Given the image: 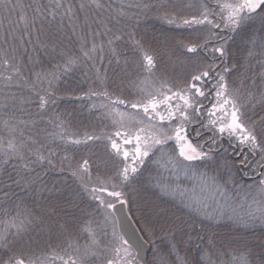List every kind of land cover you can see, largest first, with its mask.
<instances>
[{"label":"snow or ice","instance_id":"obj_1","mask_svg":"<svg viewBox=\"0 0 264 264\" xmlns=\"http://www.w3.org/2000/svg\"><path fill=\"white\" fill-rule=\"evenodd\" d=\"M150 14L190 30L179 45L188 54L181 61L188 68L182 83L169 78L144 35L137 34L140 18ZM254 15L264 26V0H126L115 8L102 0H30L27 4L0 0L3 44L12 42L0 50V190L9 196L15 194L14 186L35 185L41 179L38 169L66 171L95 207L103 210V219L95 227L89 220L81 229L87 233L83 244L79 233L72 231V221L56 220L48 228L50 251L35 257L33 239H25L34 218L28 212L21 219L18 213L0 231V264H173L169 259L173 255L179 264H189L178 250L190 244L200 250L205 264H217L212 257L222 255H231V260L221 264H256L250 259L253 249L246 238L225 241L212 230L224 222L245 227L259 222L264 227V171H257L264 169V115L258 114L259 119L247 116L258 104L264 111V34L248 38L243 57L229 44L231 34ZM73 37L75 50L65 44ZM28 45L33 52L47 50L62 62L53 71H36L38 58L29 55L25 62ZM125 48L133 55H127ZM106 56L107 66L115 64L124 77L135 73L127 81L134 95L124 96L119 85L120 94L108 91ZM77 68L85 69V76L93 72L100 82L99 91L89 88L84 96L103 98L99 108L104 110L101 116L110 121L107 131L81 134L71 131L60 116L49 114L48 105L55 103L57 95L55 82ZM32 104L34 112L28 107ZM195 125L210 133L203 142L193 140V133L202 138ZM225 137L241 151L247 148L253 156L259 153L251 168L262 177L259 200L252 196L248 203L250 193L244 192L241 201L243 185L230 168L222 169L217 163ZM96 142H103L106 154L97 157L99 162L88 155L76 158L81 152L95 155ZM53 145L62 146L64 154L58 155ZM109 163L113 171L102 174ZM251 163L246 155L239 161L243 169ZM149 164L156 166L157 175L147 183L158 190L160 202L146 197L139 203L125 189L149 171ZM161 168L176 180L183 173L190 186L181 189L175 180L161 178ZM46 190L50 193L49 220L69 207L80 208L72 199L78 193L70 185ZM165 197L178 199L179 204L165 207ZM237 205H247L244 215L237 212ZM68 215L75 219L73 213ZM53 235L55 247L51 245ZM259 247V264H264V239ZM149 248L151 261L145 258Z\"/></svg>","mask_w":264,"mask_h":264},{"label":"trees","instance_id":"obj_2","mask_svg":"<svg viewBox=\"0 0 264 264\" xmlns=\"http://www.w3.org/2000/svg\"><path fill=\"white\" fill-rule=\"evenodd\" d=\"M25 4L29 3L30 0H23ZM37 2L47 3V0H37ZM73 3H78L79 0H72ZM102 2L107 6L109 4L112 5L113 8L117 7L122 2H126V0H102ZM83 19V14H81V20ZM67 24V21H65ZM67 30V29H66ZM69 35H71L70 30ZM137 34H143L146 42L151 45L152 49L155 51L158 59V66L164 69L169 78L171 80H176L179 82H183L188 75V68L181 63V61L185 60L186 53L183 52V49L179 46L180 41H186L190 35V30L185 28H177L175 26L169 25L162 20L156 19L153 15L142 16L140 18V24L137 29ZM261 34H264V26L261 24V20L259 17L255 16L253 19L248 20L244 23V25L237 31V33H232V39L229 41L230 47L233 52L237 53L238 56L243 57L244 49L248 47V38L251 36L259 37ZM63 39V37H61ZM11 41H9V45H11ZM65 44L75 50L77 45L75 44V37L72 38L71 41L65 40ZM9 45L3 44V33L0 32V50L8 48ZM125 53L129 56H132L133 53L129 48L124 49ZM25 62H27V57L29 55L33 56V58H38L40 63L35 64L36 71H53L55 69V65L61 63L59 56L49 55L47 50L37 49L35 52L32 50V46L28 45V52L24 53ZM107 56L105 57V65L104 67H108V77L109 79L105 82L108 91L114 94H120L117 85H119L120 89H123L124 96L134 95V89H132L127 81L128 79H134L135 73L132 74L131 77H124L123 73H120L119 67L115 64L112 66H107ZM32 67V65H29ZM115 69V71H113ZM131 71V69H130ZM85 69L77 68L73 70L69 75L62 77L61 80L55 82L57 87V95L54 97L55 103H50L48 105L49 114L60 116L66 124L69 126L71 131H78L83 134L84 132H93L96 134L100 133V130L103 129L107 131L111 125L109 120H105L101 116V112L103 109L99 108L100 103L102 102V97H87L84 96V93L88 92L89 88L95 89L97 91L100 90V82L95 79L94 73L89 71L88 75H84ZM15 91V89H13ZM27 95V91H25ZM77 97H83L82 99H78ZM33 98L35 99L34 95ZM95 103L97 108L93 109L91 106ZM31 111H35V104L28 106ZM264 115V111L261 110L260 105L256 106L254 111H248L247 116L252 117L254 119H259V115ZM24 119H29V117L25 114H20ZM47 119V117H45ZM197 130H200L202 133H208L203 129L196 127ZM49 130H52V127L49 126ZM2 134V133H0ZM27 135V133H26ZM207 135H210L208 133ZM193 137H195L193 133ZM205 137L204 139H207ZM203 140V137L200 141ZM233 145L240 151V146L233 141ZM53 147H56L53 145ZM240 147V148H239ZM225 148L222 152H218L216 155V161L223 169V166H227L231 169L235 178L239 181L240 184L243 185V191L240 195V200L242 201L244 198V192H249L248 203H251L252 196H256L259 200L258 194V181L262 178H254L250 182H243L237 175L235 170V163L229 158L228 155H225ZM56 152L58 155H63L62 146L56 147ZM92 152L95 155L90 153L81 152L77 155V159L79 155H88L89 158L94 162H99L97 157H104L105 150L103 148V142H96L94 145ZM69 155H72L73 152L71 150V146H69ZM245 153L242 152L243 159ZM247 156V155H246ZM240 159V160H241ZM259 159V153L255 156V161ZM239 160V161H240ZM254 161V164H255ZM215 166V165H214ZM149 171H145L142 177H138L137 180L132 182V184L126 187V191L129 194V197H135V200L139 203H142L143 199L148 197L151 199H156L159 201L158 190L152 188L148 185L147 181L149 177H156L157 169L155 165H147ZM253 165L251 166V168ZM247 176H253L251 174V169H249ZM41 179L31 187H15V194H9V196H4L3 191L0 190V231H2L5 227H7L8 221H11L13 218L20 213V218H24L28 212L31 213V216L34 218L33 223L28 225V232L25 234V239L31 237L34 241L31 245V251L35 256H43L45 253L50 251L49 248V232L48 228L50 225H53L56 220H69L72 221L75 225L72 231L77 232L80 235V243H85V238L87 236L86 232H82L81 229L87 225L89 220H93V227H95V222L103 219L102 217V209H97L95 207V202L91 201L86 193H83L79 185L73 180V178L68 174V172H58L56 170H40ZM103 172H111L113 171V165L109 163L105 168H102ZM162 173V177L165 180H175L176 178L173 174H170L168 171H165L163 168L159 169ZM264 171V170H263ZM95 174V172H94ZM185 176L183 173L180 174L179 185H183L186 183ZM182 180L184 181L183 183ZM53 185L58 186H71V190L77 192L78 195L73 196L72 199L75 204H78L80 208L85 209V211L81 212L80 208H67L66 213L61 214L59 217H52L51 220L47 217V210L49 205V197L50 193L46 190V188H51ZM2 188V186H0ZM183 189L182 187H180ZM256 188V189H255ZM167 203H165V207H175L179 204V200L171 201L168 200L167 197L164 198ZM135 209V205L133 206ZM238 207V205H237ZM239 211L246 213L247 205L243 208H238ZM256 209V205H253V210ZM68 213H73L75 219L73 220V216L68 215ZM109 233L112 231V226L109 224L107 226ZM212 230L215 231L218 237L224 239L225 241L231 240L233 238H246L253 249L252 255L250 259H254L256 264H259L260 259V241L264 239V227L261 226L259 222L251 224L248 227L243 226L242 224L234 225L232 222H224L219 225H213ZM14 231V229L12 230ZM57 243V238L55 235L51 238V245L55 247ZM235 248L236 245L233 244ZM239 247L242 249L243 244L241 243ZM161 248H164V245H161ZM239 254L238 252L236 253ZM178 255H182L183 259L187 260L189 264H205L202 259L203 254L199 249L195 247V244H190L187 246H181L178 250ZM217 260V264H221V261L227 262L231 260V255H222L219 258L215 256L212 257ZM149 261L153 259L152 249L149 248V252L147 254V258ZM58 264V262H57Z\"/></svg>","mask_w":264,"mask_h":264},{"label":"water","instance_id":"obj_3","mask_svg":"<svg viewBox=\"0 0 264 264\" xmlns=\"http://www.w3.org/2000/svg\"><path fill=\"white\" fill-rule=\"evenodd\" d=\"M221 150H222V147L219 148V151H221ZM235 151H236V148L232 146L231 147V152L229 153V158H231L234 162H236L238 160L239 156H240V153H239L238 155L233 157ZM243 151H245L251 157L249 161L253 162L254 161V156L249 152V150L247 148H244ZM243 151H241V152H243ZM235 170H236L238 176L240 177V179L242 181L249 182L251 180L250 177H245L243 175V172L246 171L247 169H243L242 166L239 163H237L235 165ZM259 171H262V169H259ZM258 177H259V175L255 176V178H258ZM148 252H149V250L145 253V258L147 257Z\"/></svg>","mask_w":264,"mask_h":264},{"label":"flooded vegetation","instance_id":"obj_4","mask_svg":"<svg viewBox=\"0 0 264 264\" xmlns=\"http://www.w3.org/2000/svg\"><path fill=\"white\" fill-rule=\"evenodd\" d=\"M194 127H198V125H195ZM207 134H208V133H202L203 140H205V139H204L205 137H209V136H210V135H207ZM197 139H201V138L193 137L194 142H195ZM203 140H201L200 142H203ZM220 147H222V150L219 151V152H222L225 148H227V150L229 151L228 153H230V152H231V147H232V145H230V144L228 143L227 138L225 137V139L221 141V143H220ZM234 147H235V146H234ZM235 148H236V147H235ZM239 153H240V152H239V151L237 150V148H236V151H235L233 157L236 156V155H238ZM243 153H245V155H247L248 159L250 160V156H249L246 152H243ZM241 157H242V153H241L239 159L236 161V163H239V160L241 159ZM254 161H255V158H254ZM254 161H253L252 164L249 166V168H248L246 171L243 172V175H245V173H247L248 171L250 172L249 169H251V166H252V165L254 166ZM263 170H264V169H262V171H263ZM257 171H259V169H258ZM251 174H254L253 176H250L251 178L257 175L255 172H252V171H251ZM258 178H259V177H258Z\"/></svg>","mask_w":264,"mask_h":264},{"label":"rangeland","instance_id":"obj_5","mask_svg":"<svg viewBox=\"0 0 264 264\" xmlns=\"http://www.w3.org/2000/svg\"><path fill=\"white\" fill-rule=\"evenodd\" d=\"M239 148H240V147H239ZM240 149H241V148H240ZM228 152H229L228 150L225 151V155H228V154H229ZM245 176H247V175H245ZM185 180H186V183L182 180L181 183L184 182V184H183V185L180 184L179 187L185 188V187H189V186H190V181H188L187 179H185ZM176 183L178 184L179 181L176 180ZM256 188H258V187H256ZM256 188H255V189H256ZM238 208H240V207H239V206L237 207V212H238L239 214H241V215H244L245 213L239 211ZM246 210H247V209H246ZM233 224H234V225H239V224H236V223H233ZM179 256L182 257V255H179ZM182 258H183V257H182ZM169 259L173 262V264H179V261L176 260L175 255L170 256Z\"/></svg>","mask_w":264,"mask_h":264}]
</instances>
